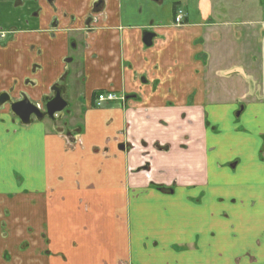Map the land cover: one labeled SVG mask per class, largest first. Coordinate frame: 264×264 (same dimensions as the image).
<instances>
[{"label": "crops", "instance_id": "obj_1", "mask_svg": "<svg viewBox=\"0 0 264 264\" xmlns=\"http://www.w3.org/2000/svg\"><path fill=\"white\" fill-rule=\"evenodd\" d=\"M132 3L0 0V27L17 31L0 46V94L39 104L62 85L83 113L68 134L0 108V264H264V0H178L158 25ZM227 17L226 34L260 35L251 90L207 85L205 30ZM105 90L124 108L92 109ZM125 122L148 146L154 185L129 173L140 160L120 150Z\"/></svg>", "mask_w": 264, "mask_h": 264}, {"label": "rangeland", "instance_id": "obj_2", "mask_svg": "<svg viewBox=\"0 0 264 264\" xmlns=\"http://www.w3.org/2000/svg\"><path fill=\"white\" fill-rule=\"evenodd\" d=\"M132 2H134L132 4L137 5L135 10L137 16L148 19V21H154L158 25L160 21L164 22L165 24L168 22L172 6H176L178 0H161L158 2H154L152 0H132ZM184 22L185 21H183V23L179 26L182 27ZM228 23L233 25L229 17L224 19V22H222V20H214L212 23H210L211 27H208L205 30V48H203V52L206 51L205 53L207 54L208 58V63L205 66V76L209 78V80L207 79V85L211 83L209 84L211 87H214V85L219 86V84H221V87L223 88L225 84H228L231 86L235 85L238 87L237 89L242 91L249 89L250 86H255L254 84L256 83V79H258L259 56L255 46H253L251 41L259 37V32L255 28L253 33L248 30V33L246 32L247 34L245 32H231L226 34V31L229 29L227 27ZM252 49H254L253 55L256 57L253 60L255 61L253 65H251L250 62L252 60L249 57V55H251L250 53ZM214 68L217 70L220 68V70L216 71V74L214 73L216 78H213L214 76L211 74ZM211 79H216V84L213 83V80ZM68 99H70V96ZM239 100L241 103L244 101L243 98H239ZM71 101L69 102L70 107H68L64 113L73 109V104H71ZM107 105L111 106L112 104ZM238 107L240 109L242 106L238 105ZM236 114H238V110ZM236 114L234 116H236Z\"/></svg>", "mask_w": 264, "mask_h": 264}, {"label": "flooded vegetation", "instance_id": "obj_3", "mask_svg": "<svg viewBox=\"0 0 264 264\" xmlns=\"http://www.w3.org/2000/svg\"><path fill=\"white\" fill-rule=\"evenodd\" d=\"M154 2H158V1H161V0H152ZM97 11V8L95 7L94 9V12ZM177 11V10H176ZM24 19L26 22L28 21V19H36L38 20V16L37 14H33V16H30V17H25V18H22ZM93 20H96L95 17H91V18H86L83 22V28L81 31H83V36H86L88 33H89V30H90V24L91 22H93ZM71 22H73V19L71 20ZM59 20L57 18H54L53 21L51 22V27H53L54 29H56L58 26H59ZM15 28V27H14ZM14 28H9L8 30H2V27H0V46L2 48H5L10 42H12L15 38V34H17V31L14 29ZM53 29V30H54ZM150 34H147L146 35V38H150L149 37ZM260 37V35H259ZM259 37L257 38L258 42H259ZM260 43V42H259ZM86 45V44H85ZM77 47V42H75L73 40V42L71 41L70 44H69V53L74 51L75 48ZM83 48H84V43H83ZM72 61V58L71 57H67L65 58V62L67 63H71ZM40 68L37 66V65H34L33 68H32V73L34 74L35 71L39 70ZM239 69V68H237ZM242 71V70H241ZM232 72V71H231ZM259 77L261 79V75H260V72L258 74V81L260 83V80H259ZM251 87V86H250ZM249 87V89L251 90V88ZM52 89L54 90H57V91H60L61 94H62V98L63 100L66 102L67 100L65 99V96H67L66 94V91H67V88H65V86L62 87V85L58 86V85H55L52 87ZM51 89V96H53L54 94V91ZM103 93H111V94H114V96L116 97V100L115 101H112V102H106V103H103V104H97L96 102V98L100 95V94H103ZM0 95H7V97L11 100L9 94L7 93H1ZM22 96H25L27 98V100L31 103V104H34L33 102L30 101V99L23 93L21 94V97ZM51 96H47V97H51ZM95 99L93 100L92 102V105H91V108L92 109H100L104 106H106L107 104H112V105H119V107H122L124 108L125 104L127 103V100L128 98H126L124 95H122L120 93L119 94H116L115 92H112V90L110 91H100V92H97L95 95H94ZM44 98V96H43ZM42 98V99H43ZM42 99L40 101L39 104H34L40 111H44L43 109V104H42ZM67 103V102H66ZM5 105V104H4ZM3 105V106H4ZM9 105V104H8ZM239 105H241L242 107L239 109L238 107V114H236V116H239V114L241 113L242 109H243V105L240 103ZM2 106V107H3ZM68 107H70V104L63 109V111L58 114V115H55V120L54 122L49 120L48 118H44L43 120H49L52 125L54 126L55 130L57 131V133H70L68 131V123L70 121V119H73L74 122L73 123H80L79 121L83 120V113L82 112H75L76 108L74 107L73 108V111L72 114H71V117L70 116V113L69 112H65L64 111L66 109H68ZM1 108V107H0ZM184 118V117H183ZM34 121H37V122H41L42 120H33L32 123ZM77 121V122H75ZM21 123V122H20ZM30 123V124H32ZM30 124L28 125H23L21 124L22 126H29ZM120 135L123 137V142L122 144L120 145V150H126L127 152H131V151H138L139 153V160H140V164L137 168L135 169H129V173H134V174H141V176L147 181V183H149V185H154L155 183L152 182V174H153V163H152V158H151V154L148 150V146L145 144V143H142L141 145H139L138 147L136 146V144L134 143L133 139H132V135H131V122H125V125H124V129L122 132H120ZM159 145V144H158ZM158 145H154L153 148L157 151H161L163 148L161 146H158ZM157 188L160 190V191H165V192H168V193H171L173 190L171 188V186L169 185H161V186H157Z\"/></svg>", "mask_w": 264, "mask_h": 264}, {"label": "water", "instance_id": "obj_4", "mask_svg": "<svg viewBox=\"0 0 264 264\" xmlns=\"http://www.w3.org/2000/svg\"><path fill=\"white\" fill-rule=\"evenodd\" d=\"M52 90L54 91L53 96L44 97L42 99L43 112L34 104H31L25 96L13 102L7 95H0V107L4 104H9V111L14 117H17L23 125H28L32 123L33 120H43L44 118H48L54 122L55 115L60 114L67 106V103L63 100L60 91Z\"/></svg>", "mask_w": 264, "mask_h": 264}, {"label": "built area", "instance_id": "obj_5", "mask_svg": "<svg viewBox=\"0 0 264 264\" xmlns=\"http://www.w3.org/2000/svg\"><path fill=\"white\" fill-rule=\"evenodd\" d=\"M183 12L182 11H178L176 13V16L174 18V22L177 26H179L180 24H182L183 22ZM116 100V97L114 96V94H111V93H103V94H100L97 98H96V102L97 104H103V103H106V102H112V101H115Z\"/></svg>", "mask_w": 264, "mask_h": 264}]
</instances>
